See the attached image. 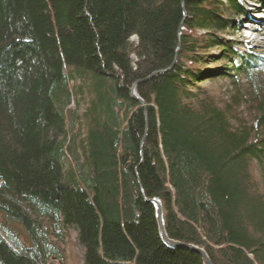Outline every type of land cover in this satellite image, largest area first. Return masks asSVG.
I'll return each mask as SVG.
<instances>
[{"label":"trees","instance_id":"trees-1","mask_svg":"<svg viewBox=\"0 0 264 264\" xmlns=\"http://www.w3.org/2000/svg\"><path fill=\"white\" fill-rule=\"evenodd\" d=\"M245 2L0 0V264H67L71 229L84 264H203L162 241L154 197L170 239L264 264V51L236 37ZM216 78L221 102L201 85Z\"/></svg>","mask_w":264,"mask_h":264},{"label":"rangeland","instance_id":"rangeland-1","mask_svg":"<svg viewBox=\"0 0 264 264\" xmlns=\"http://www.w3.org/2000/svg\"><path fill=\"white\" fill-rule=\"evenodd\" d=\"M246 1H251L255 6H250L253 10L249 12L247 17H242L236 21L239 22V30H241L240 34L242 35L241 41H248L253 44V46H257L259 49H264V25L256 24V22H261V15H259L261 9H257L256 5H258V3L254 0ZM251 13L255 14L252 15ZM262 15H264V12H262ZM247 19H249L250 22H248ZM252 22H255V24ZM229 38L231 39L232 37ZM131 40L135 41L136 37H132ZM218 51L219 49L216 48L214 53H217ZM201 85L214 97L216 102H221L226 99L227 95H229L228 91H231L229 80H223L222 78H216L212 81H204ZM70 106L74 109L75 103H72ZM65 256L67 264H84L82 251L77 242V233L73 229L69 231V239L65 246Z\"/></svg>","mask_w":264,"mask_h":264},{"label":"water","instance_id":"water-1","mask_svg":"<svg viewBox=\"0 0 264 264\" xmlns=\"http://www.w3.org/2000/svg\"><path fill=\"white\" fill-rule=\"evenodd\" d=\"M181 27L179 29V33H180ZM180 44V43H179ZM138 83H136L133 88H132V94L133 97L135 99H137L138 101L143 103V100L136 95L135 93V89ZM149 202L153 205L154 209H155V217H156V221L159 227V233H160V237L162 239V241L170 248H175V247H185L188 248L192 251L197 252L201 258H202V262L203 264H212L207 252L205 251L204 248L198 246V245H194V244H187V243H182L173 239H170L167 235L166 229H165V222H164V214H163V206H162V202L159 198L154 197L152 199L149 200Z\"/></svg>","mask_w":264,"mask_h":264},{"label":"bare ground","instance_id":"bare-ground-1","mask_svg":"<svg viewBox=\"0 0 264 264\" xmlns=\"http://www.w3.org/2000/svg\"><path fill=\"white\" fill-rule=\"evenodd\" d=\"M255 2H257L256 0H254ZM246 4H247V10H248V12H250V11H252L253 10V8H251L250 6H255V4L254 3H252L251 1H246ZM259 5V6H258ZM258 5H256V7H257V9H261V13H259V15H261L260 16V18H261V22H259L261 25H264V15H262V12H264V4H261V2L260 3H258ZM255 8V7H254ZM256 9V8H255ZM252 15L253 14H255V13H251ZM240 19V18H239ZM263 22V23H262ZM240 31L241 30H239L238 29V32H236V37L241 41V39H242V35L240 34ZM232 33V32H231ZM178 36L180 37V33L178 32ZM232 34H230V32H228V36L227 37H230ZM233 38V37H232ZM231 38V39H232ZM242 42V41H241ZM242 43H244V44H250L251 46H252V48H256L258 51H264V49H259L257 46H253V44H251L250 42H248V41H244L243 40V42ZM220 64H223V62H220Z\"/></svg>","mask_w":264,"mask_h":264}]
</instances>
